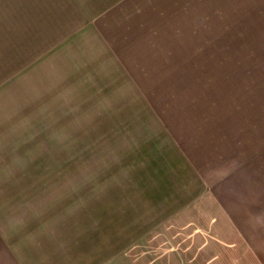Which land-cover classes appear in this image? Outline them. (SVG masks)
Returning <instances> with one entry per match:
<instances>
[{
    "label": "rangeland",
    "instance_id": "374dc122",
    "mask_svg": "<svg viewBox=\"0 0 264 264\" xmlns=\"http://www.w3.org/2000/svg\"><path fill=\"white\" fill-rule=\"evenodd\" d=\"M173 2L0 0V264H264V188L241 192L254 221L236 227L208 186L264 166L263 16L230 39L209 31L207 48L191 37L201 20L181 25L182 48H63ZM105 49L133 72L87 77ZM158 67L165 100L110 99L152 97ZM87 79L102 93L80 94Z\"/></svg>",
    "mask_w": 264,
    "mask_h": 264
},
{
    "label": "crops",
    "instance_id": "0c3cea01",
    "mask_svg": "<svg viewBox=\"0 0 264 264\" xmlns=\"http://www.w3.org/2000/svg\"><path fill=\"white\" fill-rule=\"evenodd\" d=\"M178 2H173L174 8L171 12L163 13L160 12L161 7L152 8V14L154 16L142 15V17L138 21H134L128 28L120 31L121 33H113L110 34L104 30V32H100L96 29L84 30L76 34V36L66 42V46L63 48H127L126 52H130L134 48H177L176 44L181 47V43L186 44V40L179 39L177 41L176 34L181 33V25L186 26L187 24L193 23L197 20H201V25L198 32L195 31L191 34V37L196 38L195 47L194 48H207L206 38L208 37V32L211 31V37L217 38V40H221L219 37L224 38H233L237 35V30L240 29L241 20L246 19L247 17L252 19H257L260 15L263 16L264 21V0H174ZM219 5L230 6L229 13H223L219 9ZM201 10V11H200ZM156 17V19H154ZM159 18V19H158ZM255 25L256 21H253ZM258 27V26H257ZM264 27V25H263ZM214 29V31H213ZM264 33V31H262ZM251 36L259 37L258 30L254 33H250ZM239 36V34H238ZM264 36V34H263ZM191 37L190 43H191ZM198 37V38H197ZM203 37H205V42L203 41ZM215 41V40H214ZM108 51V52H107ZM124 51V53H125ZM109 51L108 49L104 50L102 55L100 56V60L94 59L91 60V65H93L94 69L92 72H89L87 77L94 76L95 73L98 76L105 78V83H111L110 80L119 75V77L128 76L133 70L134 66H129L125 62L122 61L121 57L118 59L117 53ZM121 55V54H120ZM121 60V62H120ZM153 68V67H152ZM159 68L157 69V75L153 73L151 78L146 79L142 74L141 76L145 78L142 82L141 92L146 95V93H151L153 96H141L135 97L133 94L130 96H126L125 98H110L112 100H127V101H140V100H152V101H161L165 100L160 96V90H165L161 88L160 85V75ZM151 69V67L149 68ZM148 69V70H149ZM161 69V68H160ZM106 70V71H105ZM164 70V69H161ZM145 71L143 68L141 72ZM148 74V72H147ZM148 76V75H147ZM166 76V75H165ZM86 77V78H87ZM120 82V81H119ZM119 82L115 88L118 87ZM94 82L89 83L88 79L85 80L84 86L85 89L80 91L79 93L91 94L98 93L101 94L103 90L102 86H94ZM124 84V82H120V85ZM128 85V84H126ZM145 85L147 88H145ZM165 86V85H164ZM101 87V88H100ZM111 87V84L110 86ZM100 88V89H99ZM131 89L133 87H130ZM122 92H125V88L120 89ZM159 90V91H158ZM109 91H113L112 89ZM158 91V92H157ZM157 95V96H155ZM96 99H105L103 97H96ZM108 99V98H107ZM238 143V144H237ZM232 146L231 155L241 150V140L235 141L232 140L230 142ZM2 155H0V162L3 163ZM4 164V163H3ZM246 173L247 179H245V183L243 187H241V179H237V182H234L233 178H229L227 180V184L224 187L226 178H217L216 182L209 183L208 186H215V190L225 191L223 194L220 193V196H216L217 199L220 198V202L224 205L226 212H228V216L233 218L236 223V227H241V223L243 221L244 227H247L246 224H249L254 221L253 217L244 216L241 221V213H247V209L243 207H247L244 203L241 207V192L242 197L250 195V198L253 196H257V194L264 188V166L260 165H246ZM258 167V169H257ZM236 169V168H235ZM228 170L229 174L232 175L233 170ZM236 177V176H232ZM260 177V178H259ZM241 178V175H240ZM5 180V178L3 179ZM221 181V183H219ZM225 182V183H224ZM216 183V184H215ZM2 186H4L2 182ZM246 191V194H245ZM7 193L3 188H0V197ZM14 195L13 193H9ZM15 196V195H14ZM253 200H250V202ZM254 203V201H253ZM4 211V208H3ZM248 221V222H247ZM240 244L237 243L234 247L239 251ZM233 246V245H232ZM229 248V245L227 246ZM239 256V255H238ZM229 260V257H227Z\"/></svg>",
    "mask_w": 264,
    "mask_h": 264
}]
</instances>
